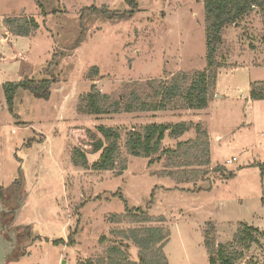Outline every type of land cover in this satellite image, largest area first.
I'll return each mask as SVG.
<instances>
[{"label": "rangeland", "instance_id": "374dc122", "mask_svg": "<svg viewBox=\"0 0 264 264\" xmlns=\"http://www.w3.org/2000/svg\"><path fill=\"white\" fill-rule=\"evenodd\" d=\"M204 1L136 0L134 7L126 0H0L1 204L14 211L6 217L13 222L10 233L23 236L6 264H90L108 245L127 240V229L157 225L160 219L170 230L168 264H211L205 246L210 222L216 242L225 245L242 224L264 235V98L251 95L254 83H264L258 11L223 34L216 57L218 91L206 109L211 132L218 136L207 167L194 164L192 155L178 154L150 165L149 158L129 155L125 147L129 131L152 122H186L194 131L200 124L206 130L198 120L204 109L178 102L166 110L131 113L78 110L93 84L113 98L136 92L154 102L156 89L173 76L204 70ZM16 18H34L40 28L30 36L15 35L8 20ZM26 79H50L51 96L36 98L21 87L11 113L3 85ZM100 125L120 130L126 170H92L101 151L87 154L88 168L74 163V147H91L88 130L101 137ZM229 171L236 175L227 178ZM137 207L149 210L153 222H133ZM263 235L256 234L258 242L238 264L264 262ZM128 243L131 259L137 260L139 249Z\"/></svg>", "mask_w": 264, "mask_h": 264}, {"label": "trees", "instance_id": "16d2710c", "mask_svg": "<svg viewBox=\"0 0 264 264\" xmlns=\"http://www.w3.org/2000/svg\"><path fill=\"white\" fill-rule=\"evenodd\" d=\"M134 7H137L136 0H126ZM205 22H206V59L205 69L195 72L192 75L181 73L173 76L168 83L161 84L156 89L154 98L156 101L148 102L140 98L136 92L130 96L113 98L108 94L102 93L96 84H93L89 93L81 97L79 104L80 112L90 115H104L122 112L166 110L170 103H183L186 109H206L209 103L214 99V93L217 87L218 69L221 67L217 60L218 51L223 44V34L227 27L240 25L241 19L252 11H258L264 27V0H205ZM9 24L14 27L12 32L15 35L30 36L35 30L39 29V23L34 18H16L9 19ZM264 39V36H263ZM97 68V67H96ZM53 82L50 79L21 80L18 82H6L3 85L5 100L11 113H14L15 96L19 88L29 90L36 98L48 99L51 96V87ZM260 88V90H258ZM264 83L258 85L254 83L251 89V95L254 99L264 98ZM191 125L186 122L158 123L152 122L141 128L135 127L127 134L125 147L129 155L142 156L149 158V164L161 160L164 156L194 157L197 166L207 167L211 163L210 141L207 130L202 125L195 126L196 137L188 141H180L175 148L162 147L166 137L178 138L183 136L190 129ZM101 137L88 130L89 136L94 141L91 147L82 149L80 146L74 147L72 151L73 161L77 165L89 167L87 154L100 152V157L92 165V170H110L118 168L120 171L127 169V160L121 155V132L113 126L100 125L98 127ZM158 154V155H156ZM156 156V157H155ZM188 165V164H185ZM184 166V164H183ZM264 170V164L260 165ZM164 175H173L162 171ZM172 173V174H171ZM236 173L229 171L228 177L235 176ZM5 188L0 187V205L4 204ZM2 203V204H1ZM138 213H134L133 222L150 224L153 217L149 215V210L140 207L134 208ZM14 211L3 210L4 217H12ZM14 217V216H13ZM119 219L120 214H117ZM157 225L134 226L127 229L125 239L106 247L103 255L98 259L91 261L90 264H168L165 254V245L170 238V230L166 229L163 219L157 220ZM206 230L205 246L210 253L211 264H238L240 259L244 258V251L252 247L251 244L258 242L256 234L263 233L247 224H242L238 232L235 233L232 241L228 245L216 242V230L212 222L209 223ZM262 233V234H261ZM264 236V235H263ZM19 238V236H18ZM22 237L18 240L22 241ZM106 236H102L100 241L104 242ZM131 241L138 250V259L132 260L130 257ZM243 245L241 250L234 249V243ZM54 243H58L54 241ZM69 243L74 244V234L69 237ZM249 264H264L250 261Z\"/></svg>", "mask_w": 264, "mask_h": 264}, {"label": "crops", "instance_id": "0c3cea01", "mask_svg": "<svg viewBox=\"0 0 264 264\" xmlns=\"http://www.w3.org/2000/svg\"><path fill=\"white\" fill-rule=\"evenodd\" d=\"M256 13V12H255ZM237 26V25H236ZM235 27V26H234ZM226 29H229V27L228 28H226ZM250 50L251 51H254L253 50V48L250 46ZM220 75H218V77H219ZM220 78V77H219ZM218 86H219V79H218V82H217V91H218ZM216 96H218V94H216ZM213 101H211L210 103H209V105L206 107V109L211 105V103H212ZM206 109H204L203 111H201L199 114V118H198V120H200L201 122H203L204 123V125H205V127H206V130H207V134H209V141H210V152L212 151L211 150V148H212V142H213V140H214V138H216V137H218L217 136V134L214 136L213 134H212V132H211V124H210V120H209V115H207L206 113H207V110ZM192 116V115H191ZM194 117H198V116H195L194 115ZM193 129H191V130H189L188 132H186L185 133V135H183V136H181V137H178V138H174V137H171V136H168L165 140H166V148H169V146L170 147H175V145L174 144H177L178 142H180V141H187L189 138H191V137H195L196 136V134H195V131L193 130ZM187 137V138H186ZM186 138V139H185ZM185 139V140H184ZM220 139V138H219ZM164 140V141H165ZM211 155H212V152H211ZM210 164H212V157H211V163ZM209 164V165H210Z\"/></svg>", "mask_w": 264, "mask_h": 264}, {"label": "water", "instance_id": "95a60500", "mask_svg": "<svg viewBox=\"0 0 264 264\" xmlns=\"http://www.w3.org/2000/svg\"><path fill=\"white\" fill-rule=\"evenodd\" d=\"M3 210L8 211V209L4 208L3 205H0V213L3 212ZM19 211L16 210L15 214H17ZM3 227L0 225V264H6V260L8 259L9 255L12 253V245L17 243V239L15 234H11V240L7 239L6 237L2 236Z\"/></svg>", "mask_w": 264, "mask_h": 264}, {"label": "flooded vegetation", "instance_id": "af4514ba", "mask_svg": "<svg viewBox=\"0 0 264 264\" xmlns=\"http://www.w3.org/2000/svg\"><path fill=\"white\" fill-rule=\"evenodd\" d=\"M0 225L3 227L2 233L3 232L4 233H8L10 235V237H11V234H13V233H10V232L13 231L12 230L13 222H12L11 219H6V217L3 216L2 212L0 213ZM9 235L6 238L11 240V238H9ZM17 243H18V236H17ZM14 248H16V246L14 247V245H12V249H11L12 253L9 255V258L15 253V249Z\"/></svg>", "mask_w": 264, "mask_h": 264}, {"label": "built area", "instance_id": "2783aa9c", "mask_svg": "<svg viewBox=\"0 0 264 264\" xmlns=\"http://www.w3.org/2000/svg\"><path fill=\"white\" fill-rule=\"evenodd\" d=\"M229 162H232V160L230 159Z\"/></svg>", "mask_w": 264, "mask_h": 264}]
</instances>
